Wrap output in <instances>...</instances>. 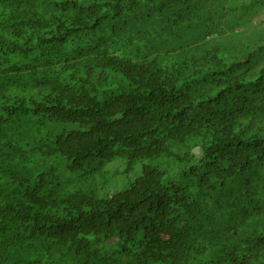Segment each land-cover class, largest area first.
Instances as JSON below:
<instances>
[{
	"label": "trees",
	"instance_id": "16d2710c",
	"mask_svg": "<svg viewBox=\"0 0 264 264\" xmlns=\"http://www.w3.org/2000/svg\"><path fill=\"white\" fill-rule=\"evenodd\" d=\"M260 8L0 0V264H264Z\"/></svg>",
	"mask_w": 264,
	"mask_h": 264
},
{
	"label": "rangeland",
	"instance_id": "374dc122",
	"mask_svg": "<svg viewBox=\"0 0 264 264\" xmlns=\"http://www.w3.org/2000/svg\"><path fill=\"white\" fill-rule=\"evenodd\" d=\"M253 20H254V23L255 24H264V9L263 8H260L259 9V12H257V15L256 16H253ZM46 132H45V129H44V132H42V134L44 135ZM195 152H196V155L197 156H199L200 154H201V150L199 149V148H197L196 150H195ZM114 167L116 166L117 168H121L122 166L117 162V163H115L114 165H113ZM114 167H111V168H114ZM112 174V172L111 173H109V175H111ZM119 183H122V182H124V179L126 180L127 178H124V177H122V175H119ZM129 181V180H128ZM241 185V183L240 182H236L235 183V186L236 187H239Z\"/></svg>",
	"mask_w": 264,
	"mask_h": 264
}]
</instances>
